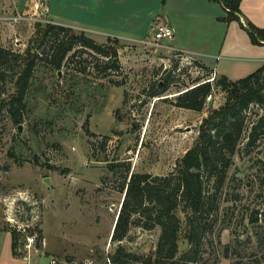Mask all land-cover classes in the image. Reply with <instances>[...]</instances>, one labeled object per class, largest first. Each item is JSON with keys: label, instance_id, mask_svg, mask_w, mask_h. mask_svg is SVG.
<instances>
[{"label": "rangeland", "instance_id": "rangeland-1", "mask_svg": "<svg viewBox=\"0 0 264 264\" xmlns=\"http://www.w3.org/2000/svg\"><path fill=\"white\" fill-rule=\"evenodd\" d=\"M13 1L19 10L33 8V0ZM208 2L216 8L213 17L194 1V16L188 22L203 29L198 30L201 36L208 34V27L213 32L218 26L216 39L198 45L213 54L192 58L208 67L225 63L221 58L226 56L228 64L264 58V45H255L258 53L253 54L223 41L226 26L218 22L225 12L217 2ZM98 3L38 0L36 12L10 11L9 22L0 19V48L21 53L35 24L50 23L82 33L104 49H115L119 65L116 72L102 73L108 58L76 46L55 71L44 57L45 47L25 98L22 122L14 123L1 103L0 264H48L52 257L74 264H109L106 254L114 248L109 237L122 199L117 190L124 176L121 164L129 165V173L167 174L193 145L202 118L225 102L226 94L215 86L218 76H213L210 98H205L201 111L176 107L179 93L211 78L212 73L177 53L139 43L150 39L151 26L163 22L173 9L169 0H133L128 10L120 11V25L114 30L105 27ZM127 13L132 14L126 17ZM7 93H11L9 87ZM262 115L264 106L257 104L243 112L244 131L225 182L214 195L217 208L201 229L196 264H264V127L258 129L253 145H244L250 127ZM89 143L94 145V156ZM108 164L115 166L113 172ZM254 212L257 221L250 224ZM178 215L181 254L189 245L183 217ZM14 223L27 226L25 233L13 228ZM13 229L18 234L15 252L26 260L12 261L9 233ZM29 234L35 235L36 242L34 249L26 251L25 235ZM157 236L158 229L133 227L130 241L122 244L145 255L154 249Z\"/></svg>", "mask_w": 264, "mask_h": 264}, {"label": "trees", "instance_id": "trees-1", "mask_svg": "<svg viewBox=\"0 0 264 264\" xmlns=\"http://www.w3.org/2000/svg\"><path fill=\"white\" fill-rule=\"evenodd\" d=\"M208 1L217 2L222 7L226 14L224 18L226 22H238L246 31L251 44L264 45V29L254 26L245 19L244 24L240 22L241 0ZM76 46L108 58L101 69L102 73L105 70L116 72L119 69L115 60V49H104L82 33L75 34L68 28L50 23L35 24L33 36L21 53L0 48V107L1 103H4L14 123L22 122L25 98L37 63L43 59L44 48L48 47V52L44 54L47 63L52 69L59 71L68 60V54ZM207 72L210 73L208 69ZM215 86L226 94L225 102L218 108L208 111L202 118L193 145L176 161L170 172L165 175L129 173V165L121 164L124 176L117 190L122 194V199L109 237L110 243L114 244V248L106 254L109 264L197 263L201 229L208 220L211 221L209 217L217 208L213 206L214 195L220 192L225 182L231 158L244 131L243 112L251 104L264 106V64L237 80L219 76L215 80ZM8 87L11 93H7ZM210 90L209 81L196 82L176 96L174 105L199 112ZM161 92H154L153 96ZM261 127H264V115L250 127L245 147H250L256 142L257 131ZM89 146L91 155L94 156L93 143H89ZM114 168V165L108 164L110 172H113ZM178 213L183 217L184 237L189 245L181 254L178 241L182 224ZM256 214L257 212H254L250 215V224L257 221ZM261 216L264 218V210ZM133 227L147 231L158 229L152 251L145 255L138 254L122 244L124 241H130ZM9 234L12 255L21 257L15 252L18 234L14 229ZM65 261L67 264H73L72 260Z\"/></svg>", "mask_w": 264, "mask_h": 264}, {"label": "crops", "instance_id": "crops-1", "mask_svg": "<svg viewBox=\"0 0 264 264\" xmlns=\"http://www.w3.org/2000/svg\"><path fill=\"white\" fill-rule=\"evenodd\" d=\"M194 1L202 5L204 8L208 9V12L210 11L211 16L213 17V9L215 10L216 8L210 7V3L208 2V0H169V2L173 4V9L169 14L165 15L162 21H165L172 28L173 36L170 39H164L160 41L159 48L163 49L167 53H177V55L186 56L189 60L195 61L201 66H204L210 71V73H212L213 76H225L230 80L243 78L254 72L262 64H264V58L259 56H254L252 59H249L250 62H246L244 64H228L227 60L230 57L226 56L221 58V60H226L224 61L225 63L222 64L220 62H215L213 67H208V65H205L203 62L192 58V56L211 58L210 56H212L213 53L201 51L200 49H198V45L200 46L202 44H205V41L211 42L212 40L216 39V29H218V26H215L213 27L212 32L211 27H208V29L206 28L208 30V34L201 36L202 34H200L198 30L203 31V29L200 28V26L189 25L188 19L193 18L194 16L192 15L194 13L192 12L194 6H191ZM98 2L100 3V17L103 18L105 27L112 28L114 30V28H117L118 25H120V23L118 22L120 11L122 12V10H128L132 5L133 0H98ZM32 10L33 9L31 8L24 11L19 10L16 1L0 0V11L2 12V14H0V19L5 20L6 22L9 20L8 15L10 11L20 15L28 13ZM239 10L242 15L240 17L241 23H244L245 19L251 22L254 26L264 29V0H241L239 4ZM34 12H36V10ZM131 14L132 13H127L125 16L127 17ZM225 16L226 14L223 18H225ZM219 21L220 22H218V24L226 26L227 31L223 41L225 42V39H227V43L229 42L230 47L234 46L238 48L240 46L244 52H251L253 54L258 53L257 51L253 50V47H255V45L250 44V40L246 31L242 27H240L238 22H226L224 19ZM135 23L136 20L134 22V25ZM227 34H230V36L228 35L229 39L227 38ZM232 34H235L238 37L235 38L232 36ZM239 37H241V41L239 40ZM220 48L222 50L221 46ZM226 50L228 51L229 48H227ZM244 60L245 58L242 59V61ZM12 259V261L18 260L15 256ZM9 263L12 264L11 262Z\"/></svg>", "mask_w": 264, "mask_h": 264}, {"label": "built area", "instance_id": "built-area-1", "mask_svg": "<svg viewBox=\"0 0 264 264\" xmlns=\"http://www.w3.org/2000/svg\"><path fill=\"white\" fill-rule=\"evenodd\" d=\"M39 4H38V0H33V10L35 11L38 8ZM242 24H244L242 22ZM173 36V30L172 28L165 22H160L158 24H154L153 26H151V38L150 39H143L140 40L139 43H141L142 45H147V46H158L160 47L159 43L160 41L164 40V39H170ZM178 57H180L182 60L187 59L186 56H181L179 55ZM213 80V75L211 78L207 79L206 81L211 82ZM210 95L206 96V99H209ZM9 222H11L12 220H8ZM13 225H15L13 228H15L17 231H21V233H25L27 226L23 225H17L16 223H14ZM25 245L24 248L26 249V251H30V249H34L35 247V242H36V238L35 235H25ZM24 259H28V257H23ZM48 264H67L66 261L64 260H57L56 258H50ZM74 264V262H73ZM83 264H87L86 262Z\"/></svg>", "mask_w": 264, "mask_h": 264}, {"label": "water", "instance_id": "water-1", "mask_svg": "<svg viewBox=\"0 0 264 264\" xmlns=\"http://www.w3.org/2000/svg\"><path fill=\"white\" fill-rule=\"evenodd\" d=\"M21 131V125L18 126V132L20 133ZM45 182H47V179H45Z\"/></svg>", "mask_w": 264, "mask_h": 264}]
</instances>
